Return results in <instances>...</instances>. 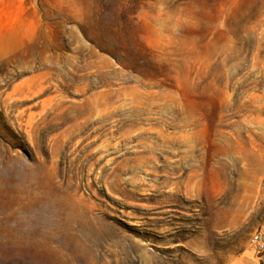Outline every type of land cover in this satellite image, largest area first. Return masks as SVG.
I'll return each mask as SVG.
<instances>
[{
    "label": "rangeland",
    "instance_id": "obj_1",
    "mask_svg": "<svg viewBox=\"0 0 264 264\" xmlns=\"http://www.w3.org/2000/svg\"><path fill=\"white\" fill-rule=\"evenodd\" d=\"M255 235L264 0H0V264H264Z\"/></svg>",
    "mask_w": 264,
    "mask_h": 264
},
{
    "label": "trees",
    "instance_id": "obj_2",
    "mask_svg": "<svg viewBox=\"0 0 264 264\" xmlns=\"http://www.w3.org/2000/svg\"><path fill=\"white\" fill-rule=\"evenodd\" d=\"M143 55V58L141 57L140 53L137 51L136 54H132V55H128L126 56V62L129 63V65H134L136 66L137 64L140 65L141 61L143 60V66H145L147 69H149L150 71H152V67L149 65V63L147 64V59L146 57ZM151 67V68H150Z\"/></svg>",
    "mask_w": 264,
    "mask_h": 264
},
{
    "label": "built area",
    "instance_id": "obj_3",
    "mask_svg": "<svg viewBox=\"0 0 264 264\" xmlns=\"http://www.w3.org/2000/svg\"><path fill=\"white\" fill-rule=\"evenodd\" d=\"M254 241L259 245L261 250H264V238L259 235H255Z\"/></svg>",
    "mask_w": 264,
    "mask_h": 264
}]
</instances>
